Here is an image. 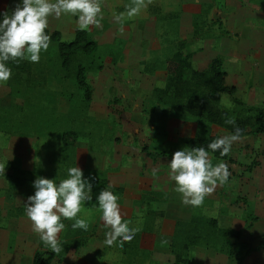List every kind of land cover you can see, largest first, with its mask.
Segmentation results:
<instances>
[{
    "label": "rangeland",
    "instance_id": "rangeland-1",
    "mask_svg": "<svg viewBox=\"0 0 264 264\" xmlns=\"http://www.w3.org/2000/svg\"><path fill=\"white\" fill-rule=\"evenodd\" d=\"M20 2L0 0V13L11 14ZM130 3L101 0L102 27L84 30L86 37L97 43L92 52L73 51L62 66L57 41L51 38L38 63L27 60L31 67L27 75L0 82V162L10 161L12 165L5 173L18 167L31 169L34 177L59 180V184L68 178V169L77 166L92 184L93 198L82 204L81 213L86 214L88 206L98 208L95 218L87 220L94 235L89 236V228L70 229L68 224L74 221L62 218L65 229L58 239L69 244L62 246L63 251L54 253L39 238L40 249L50 253L48 259L44 256L50 264H179L174 263L171 252H164L174 219L162 216L158 224V217L148 210L157 208L159 202L150 199L153 184L163 179L175 188L169 175L172 157H151L141 149L145 145L149 152L167 146L182 150L188 148L182 144V136L201 133L188 114L152 96V89L166 76L161 63L179 39L185 43L193 66L202 67L211 56L220 55L225 81L236 87L234 95L248 104H264V0H152L139 15L117 22L115 17L126 13ZM77 20L70 14L52 16L46 30H58L59 39L67 41L78 28ZM192 20L197 22L195 33ZM77 64L83 66L89 99L77 85ZM230 98L221 93L219 101L229 107ZM211 131L218 137L228 135L214 124ZM48 141L56 147V156L50 167H45V157L50 156L43 150ZM210 158L213 165L226 163L230 176L193 211L203 218L215 216L218 226L242 227L244 238L253 243L264 232V133L242 135L226 158ZM33 184L10 187L8 179L0 174V228L8 227L2 223L9 216L18 215L31 222L24 202L34 195ZM104 188L118 196L130 227L141 229L122 247L119 241L113 246L105 244L110 228L102 220L96 199ZM246 212L257 216L247 229L243 227ZM25 228L33 229L32 222ZM76 231L79 233L75 235ZM195 231L202 242L189 246L196 261L186 264H233L226 257L222 239L212 233L204 219ZM83 236L85 243L76 246ZM6 237L7 233H0V243L11 240L16 250L24 246L12 240L11 234V239ZM203 241L209 244L204 246ZM6 248L0 244V253L5 252L0 259L8 263L14 254H8ZM242 262L264 264V249L250 251Z\"/></svg>",
    "mask_w": 264,
    "mask_h": 264
},
{
    "label": "clouds",
    "instance_id": "clouds-1",
    "mask_svg": "<svg viewBox=\"0 0 264 264\" xmlns=\"http://www.w3.org/2000/svg\"><path fill=\"white\" fill-rule=\"evenodd\" d=\"M152 0H131L126 13L115 17L123 23L125 18L131 19L146 9ZM62 14L78 17L79 30H88L90 26L102 27L103 13L101 0H21L0 22V82H7L12 70L8 62L19 63L29 60L38 63L41 53L50 46L51 37L46 29L49 17L59 18ZM225 123L235 124L234 118ZM243 130L236 127L233 133L221 136L207 145L212 152L219 151L226 156L233 143L240 141ZM7 161L0 162V174L5 173ZM170 179L175 181V191L181 194L182 203L186 206L199 207L205 197L210 196L217 186L224 185L230 176L228 166L223 161L213 165L210 153L205 147L184 148L172 155L169 164ZM155 175V170L153 171ZM34 195L24 202L27 217L33 225V231L39 234L41 241L54 253L59 254L63 247L58 237L65 224L62 218L73 220V229L88 230L87 220L77 218L82 204L92 200V184L83 178L79 167L68 169V178L57 184L55 180L38 177L33 184ZM112 187L111 185L108 186ZM102 212L104 224L110 228L106 233L105 244L113 246L117 241L122 247L124 242H131L141 230L130 227V221L124 220L118 204V196L104 188L96 197Z\"/></svg>",
    "mask_w": 264,
    "mask_h": 264
},
{
    "label": "trees",
    "instance_id": "trees-1",
    "mask_svg": "<svg viewBox=\"0 0 264 264\" xmlns=\"http://www.w3.org/2000/svg\"><path fill=\"white\" fill-rule=\"evenodd\" d=\"M0 22H2L0 20ZM196 20H192V33H195ZM47 32V30H46ZM47 34L57 41V51L60 57V64L66 65L73 51L81 50L83 53L92 52L97 43L94 39L88 38L84 30L76 28L74 36L70 40L59 39L58 30L54 29ZM8 67L12 70L13 79H18L22 75H27L31 67L27 60H21L19 63L8 62ZM161 67L165 69L166 76L160 86L152 89V96L155 101L170 105L176 110H180L188 114L189 121L194 123L201 133L192 135H184L180 139L186 147H205L209 151L211 157L226 158L221 156L219 151L212 152L207 149V145L213 140L219 138L216 133L211 131V125L214 124L227 131L228 134L233 133L236 127L243 130L242 135L251 133H264V104L255 105L245 103L242 99L234 95L235 85L225 81L226 71L221 66L220 55L211 56L207 63L202 67H195L189 57V51L185 49V43L179 39L176 48L166 55L161 63ZM76 82L79 87L83 88L84 98H90V91L84 80L82 64L76 65L75 71ZM225 93L231 96V106L227 107L220 103V95ZM234 118L235 124L225 123L226 119ZM63 142V138H62ZM146 154L155 157L158 155L171 156L177 151L174 146L166 148H157L149 152L145 145L141 147ZM7 168H12L10 161H7ZM14 172L10 170L4 173L8 179L10 187L21 183H34L38 177H34L31 169L15 168ZM117 186V185H116ZM120 188V186H117ZM151 200L161 201L165 198V192L159 190H151ZM142 192H144L142 190ZM151 210L160 218L163 211L159 208ZM204 219L207 226L210 227L213 234L220 237L225 245V254L227 259L233 264H243V257L252 250L264 249V232L261 233L253 243L244 238L242 227H222L218 226L215 216L202 217L197 212H193L187 220L175 219L173 221V229L169 242V250L173 255L174 263H187V250L189 246L201 245L199 232L195 231L198 223ZM244 228H250L252 221L257 219L255 214L246 212L244 215ZM73 223H69L68 227L72 228ZM158 226V225H157ZM83 230V229H82ZM76 233L79 232H75ZM94 235L92 227L89 228V236ZM72 239H78L73 237ZM76 246L85 243L84 236L79 238ZM62 246L66 248L69 244L63 239L60 240ZM209 242L203 241V245ZM31 264H50L44 257L43 251L35 249L32 255Z\"/></svg>",
    "mask_w": 264,
    "mask_h": 264
},
{
    "label": "crops",
    "instance_id": "crops-1",
    "mask_svg": "<svg viewBox=\"0 0 264 264\" xmlns=\"http://www.w3.org/2000/svg\"><path fill=\"white\" fill-rule=\"evenodd\" d=\"M188 1H198V0H188ZM189 15V13H188ZM45 141V140H44ZM56 147L53 148V143L51 145V142L48 141V143L45 142L44 144V155H49V158L45 157V164L43 166L45 167H50V161L51 159H53V157L56 156V154H54ZM46 170V169H44ZM47 176H55V174L50 175L49 173H47ZM59 180H55V182L57 183ZM26 184V183H25ZM176 188V185H174ZM23 187L22 185L19 186ZM18 188V189H19ZM175 188L172 185H169L167 181L164 182L163 179H161V182L153 184L152 189L155 190H162L166 193V196L163 200L159 201L157 204V208H160L163 211V218H170L171 219H179V220H187L190 215L194 212L193 211V206H186L182 203V198H181V194L177 193L175 191ZM86 206V205H85ZM84 209V208H81ZM88 210V211H87ZM98 211V208H94V207H90L88 206V209H85L84 212H86V214L81 213L79 214V216H81L80 218L82 219H86V220H93L96 216V213ZM26 212V211H25ZM165 221H163L164 223ZM31 222L27 221L24 219V217L21 216H9L8 219L2 223V224H7L8 227H2L0 228V233L4 236L5 233H7L8 238H10V234L12 235V240H17V242H22L24 246H21L20 249L16 250L15 248H13L11 246L10 241L11 240H6L5 242L2 241L0 244L3 247H7L5 250L8 252V254L12 255L14 254V258L12 259V261H8V263H6L5 260L0 259V264H31V259H32V255L35 249H40L41 247H39L38 242H39V234L35 233L33 231V229H29V228H25L26 225H29ZM99 223V222H97ZM218 224V221H217ZM100 226V224H98ZM220 225V224H218ZM104 229V227H103ZM105 230V229H104ZM102 228L98 229V235L99 232L101 233ZM60 237V234H59ZM11 239V238H10ZM169 242H170V238H168V242H167V246H168V250L169 251ZM24 248V249H23ZM193 248H188L187 250V257L188 260L190 261H196L194 260V258L191 255ZM41 250V249H40ZM47 249L43 248V255L46 257L47 254H50L48 252H44ZM3 251V249H2ZM154 251H157L156 249H154ZM5 254V252L3 251L2 253H0V258H2V256ZM7 255V254H6ZM48 259V257H46ZM192 261V262H193ZM194 264V263H193Z\"/></svg>",
    "mask_w": 264,
    "mask_h": 264
}]
</instances>
